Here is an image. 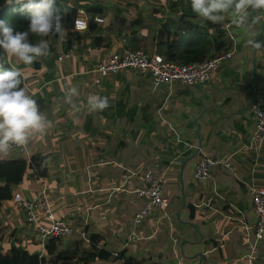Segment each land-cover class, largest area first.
<instances>
[{
	"label": "crops",
	"instance_id": "crops-1",
	"mask_svg": "<svg viewBox=\"0 0 264 264\" xmlns=\"http://www.w3.org/2000/svg\"><path fill=\"white\" fill-rule=\"evenodd\" d=\"M116 1L118 6L133 2L148 10L145 0ZM90 2L105 9L98 15L109 17L112 3L103 0H79L84 5H78L80 13ZM158 2L162 3L152 15L179 18L199 10L193 21L228 24L232 48L227 51L234 54L220 64L212 78L215 82L152 89L147 76L119 71L95 84L96 63L122 45L114 37L108 41L103 31L93 34L104 37L99 45L82 30L69 41L63 35L47 40L42 52L36 46L32 54L8 50V62L22 74L24 88L18 98L23 105L11 118L30 145L27 153L4 146L2 136L7 139L0 118V159L47 154L49 175L33 178V170L27 169L14 191L31 196L46 183L57 217L83 227L80 230L88 236L99 234L98 244L113 255L124 251L125 257L155 264H248L256 215L247 189L254 184L255 163L264 159V140L254 142L251 137L252 109L264 102V0ZM154 29L147 30V40L137 48L155 50ZM69 49H74L73 57L57 61V52ZM234 56L238 60L229 61ZM202 155L228 158L231 168L216 166L213 183L196 180L193 168ZM145 167L163 174L169 205L146 217L136 227L138 238L132 240L131 218L140 200L131 191ZM0 210L11 227L24 231L23 213L12 200L2 201ZM257 255L264 260V237L257 243Z\"/></svg>",
	"mask_w": 264,
	"mask_h": 264
},
{
	"label": "trees",
	"instance_id": "trees-1",
	"mask_svg": "<svg viewBox=\"0 0 264 264\" xmlns=\"http://www.w3.org/2000/svg\"><path fill=\"white\" fill-rule=\"evenodd\" d=\"M0 8V105H4L19 100L24 89L22 74L8 62V50L22 49L32 54L38 36L49 40L63 35L69 41L77 38L80 31L74 29L73 25L79 7L65 9L59 0H0ZM104 10L98 4L86 6L85 12L89 14L88 35L93 36L98 31L99 25L93 16L105 13ZM198 12H185L179 18L169 17L166 23L160 18L151 36L153 48L165 59L183 63L201 61L214 52L231 49L232 40L221 24L193 21ZM105 27L110 31L120 28L126 34L130 33L132 49H136L140 41H146L147 30L153 28L145 17H129L121 11L111 15ZM92 38L98 45L104 39L103 36ZM48 50L54 49L49 46ZM47 156L36 152L29 159H0V205L2 201L12 199L14 187L21 182L27 169L35 170L40 177L46 178L49 175ZM51 209L57 217L52 204ZM26 225L24 231L18 232L0 210V264H20L27 257L29 260L34 259V264H155L146 263L144 259L125 257L124 251L113 255L98 244L100 235L97 233L90 234L87 242L80 233H74L67 239L51 236L40 243L35 239V226Z\"/></svg>",
	"mask_w": 264,
	"mask_h": 264
},
{
	"label": "built area",
	"instance_id": "built-area-1",
	"mask_svg": "<svg viewBox=\"0 0 264 264\" xmlns=\"http://www.w3.org/2000/svg\"><path fill=\"white\" fill-rule=\"evenodd\" d=\"M80 13V11H79ZM89 14L81 11L80 15L74 19V29L78 31L87 30ZM93 20L98 24L104 22V17L98 14L93 16ZM233 51H220L211 54L201 61L183 63L175 60L165 59L156 50L148 51L143 48H124L118 51L103 55L93 69L95 75L93 82L101 84L105 77L119 71H133L141 73L150 79L152 89L160 87H170L172 83H183L200 85L208 83L220 64L233 56ZM74 49L60 50L57 52L56 59L59 62L72 58ZM22 101L12 100L4 105L0 112V118L4 121V132L7 143L18 152L27 153V138L17 121L11 118V114L21 109ZM253 130L251 133L254 142L264 140V102L256 105L252 109ZM30 155H28L29 159ZM217 165L230 167L228 158L202 155L193 168V177L199 181H209L213 183V169ZM33 178L42 179L33 170ZM164 176L151 167H145L140 176L139 182L132 189L140 200V207L132 215V227L129 238L136 240L138 232L136 227L143 220L151 215L155 210H165L169 205V198L165 194L163 187ZM40 192L27 196L20 191H14L12 201L14 206L21 210L23 215L20 218L22 224H32L35 226L36 233L41 241L48 237H62L67 239L75 232H80L82 239L88 241L86 231L78 229L71 221L66 218H57L51 209V200L48 195L49 186L43 182ZM251 209L256 215V221L252 227V238L249 243L247 253L248 264H264V260L258 259L257 243L264 237V186L252 184L247 189ZM80 207L77 206V210ZM43 216L45 222H40ZM48 223V224H44Z\"/></svg>",
	"mask_w": 264,
	"mask_h": 264
},
{
	"label": "rangeland",
	"instance_id": "rangeland-1",
	"mask_svg": "<svg viewBox=\"0 0 264 264\" xmlns=\"http://www.w3.org/2000/svg\"><path fill=\"white\" fill-rule=\"evenodd\" d=\"M60 1V4L63 6V8H65L67 5V3H68V1H66V0H59ZM63 1V2H62ZM103 1H109L108 3H112V5L109 7V9H110V11H112V12H109V17L108 16H106L105 15V17L106 18H104V22L103 23H100V24H98V25H100V28L98 29V31H99V33L101 32V31H103V34L104 35H106V38H107V40L109 41V40H111L113 37L114 38H117L118 40H117V42H119L120 44H122L121 45V48L122 47H124V48H134V47H132V43H131V34L130 33H128V34H126L124 31H121V29L120 28H118L117 30H115V31H111V32H109V31H104V27H105V25H106V23H108V19H110V17H111V14L112 13H119V11H121L124 15H126V16H129V17H132V16H141V17H145L144 15L145 14H147V16L145 17L148 21H150V22H158L159 21V19L161 18H163V20L165 21V22H167L168 20V17L167 18H164V17H159V16H156V15H152V12L154 11V7H159L158 5L159 4H161L162 2H158V0H154L155 1V5H152V4H147L146 3V0H145V4L148 6V10H146V9H144L143 7V9L141 10L139 7H138V5H137V7H135V5H134V3L132 2V3H130V2H128V3H120V2H118V3H120V6H118V5H116L115 3H117V1L116 0H103ZM114 1H115V3H114ZM248 1H250V0H248ZM79 2V0H72L71 1V5H75V6H77V7H79L80 6V8H82L84 5H80V3H78ZM70 4L68 3V7H70ZM88 4H91V2L90 3H87L86 5H88ZM94 4H97V3H94ZM79 5V6H78ZM260 4H258V6H259ZM130 7H134V8H136V10H138L136 13L135 12H133V13H135V14H131V13H129V8ZM153 7V8H152ZM150 8V9H149ZM151 8L153 9V10H151ZM1 10H0V12L2 11V8H0ZM123 10V11H122ZM135 10V11H136ZM254 10L256 11V10H258V8H257V6L254 8ZM141 12L144 14H141ZM107 13V12H106ZM162 13L161 12H159V13H157V15H161ZM102 16V15H101ZM151 24V27H153L154 26V24L155 23H150ZM158 24H155V26L153 27V28H155L156 26H157ZM221 26H222V29H224L225 31H228L229 30V26H228V24H221ZM62 33H64L63 31H62ZM102 33V32H101ZM113 33V34H112ZM137 37L139 36V33L137 32V35H136ZM123 38H125V39H123ZM55 39L54 38H51L50 39V41H54ZM149 40V39H148ZM46 42H47V39L46 38H43V37H36V39H35V46H36V49H37V51L38 52H42L43 50H44V46L46 45ZM120 48V49H121ZM238 59H237V57H233V59L232 60H229V61H231V62H236ZM227 61V60H226ZM126 76H130V77H132L133 76V74L131 73V72H125L124 73ZM213 78V77H212ZM211 78V81L212 82H215V80L216 79H212ZM178 85H181V86H186L185 84H183V83H172L171 84V87L172 88H175V87H177ZM197 85H191L190 87H196ZM1 132V131H0ZM35 132L33 131L32 132V134H34ZM1 143L4 145V146H6V147H9V144L7 143V141L4 139V136H2V140H1ZM28 143V142H27ZM28 145H30V143H28ZM199 156L200 155H197L195 158L196 159H198L199 158ZM263 158V157H262ZM261 163V162H260ZM255 163V166H254V171H253V182H254V184H256V185H262V186H264V159H263V163ZM217 166H222V167H224L223 165H217ZM226 168V167H225ZM231 168V167H230ZM230 168H227V169H229L230 170ZM229 173V175L231 176V171H229L228 172ZM165 179V178H164ZM165 181V180H164ZM163 187H164V190L166 191V188H165V182H164V184H163ZM165 194L167 195V192H165ZM21 212V211H20ZM22 213V212H21ZM20 264H34V259H31V260H29L28 259V257L26 258V259H24L23 261H22V263H20Z\"/></svg>",
	"mask_w": 264,
	"mask_h": 264
},
{
	"label": "water",
	"instance_id": "water-1",
	"mask_svg": "<svg viewBox=\"0 0 264 264\" xmlns=\"http://www.w3.org/2000/svg\"><path fill=\"white\" fill-rule=\"evenodd\" d=\"M199 150V149H198ZM198 150L196 151V153L198 152Z\"/></svg>",
	"mask_w": 264,
	"mask_h": 264
}]
</instances>
